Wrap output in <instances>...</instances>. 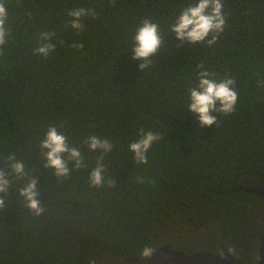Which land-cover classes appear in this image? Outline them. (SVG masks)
I'll list each match as a JSON object with an SVG mask.
<instances>
[{
  "label": "trees",
  "instance_id": "obj_1",
  "mask_svg": "<svg viewBox=\"0 0 264 264\" xmlns=\"http://www.w3.org/2000/svg\"><path fill=\"white\" fill-rule=\"evenodd\" d=\"M264 0H0V264H258Z\"/></svg>",
  "mask_w": 264,
  "mask_h": 264
},
{
  "label": "water",
  "instance_id": "obj_2",
  "mask_svg": "<svg viewBox=\"0 0 264 264\" xmlns=\"http://www.w3.org/2000/svg\"><path fill=\"white\" fill-rule=\"evenodd\" d=\"M241 189L264 199V181L258 186L242 187ZM259 239L260 256L258 264H264V218L263 232ZM151 259L162 264H244L243 260L225 247H222L218 252L199 250L189 254L167 245L154 248L151 252Z\"/></svg>",
  "mask_w": 264,
  "mask_h": 264
}]
</instances>
